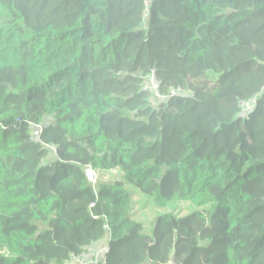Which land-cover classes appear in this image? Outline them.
I'll list each match as a JSON object with an SVG mask.
<instances>
[{
    "label": "trees",
    "instance_id": "1",
    "mask_svg": "<svg viewBox=\"0 0 264 264\" xmlns=\"http://www.w3.org/2000/svg\"><path fill=\"white\" fill-rule=\"evenodd\" d=\"M132 190L195 209L146 233ZM104 244L264 264V0H0V264Z\"/></svg>",
    "mask_w": 264,
    "mask_h": 264
},
{
    "label": "rangeland",
    "instance_id": "2",
    "mask_svg": "<svg viewBox=\"0 0 264 264\" xmlns=\"http://www.w3.org/2000/svg\"><path fill=\"white\" fill-rule=\"evenodd\" d=\"M147 86H151V92L156 97L157 100L163 101V98H160L157 92V88L151 85L148 82ZM156 86V85H155ZM34 130H39V128H34ZM55 158L54 149H50V155L47 159V162L51 161ZM95 175V181L93 184L96 183L98 179L102 181H112L116 180L119 176L117 171L111 172H92ZM131 207L132 212L131 216L132 219L140 224L143 225L144 230L146 233H150L155 220L158 215L173 212L175 214L186 215L191 210H194L195 207L189 203H184L180 201H173L167 207H161L157 204L154 200H150L147 197L143 196L141 193L132 190L131 194Z\"/></svg>",
    "mask_w": 264,
    "mask_h": 264
},
{
    "label": "built area",
    "instance_id": "3",
    "mask_svg": "<svg viewBox=\"0 0 264 264\" xmlns=\"http://www.w3.org/2000/svg\"><path fill=\"white\" fill-rule=\"evenodd\" d=\"M151 85L157 88V81L155 78L151 79ZM150 88L149 90H151ZM256 105L257 100L243 104L244 113H252L256 108ZM105 229L108 230V227L106 226ZM109 252V245L104 244L101 247L89 250L80 256L73 255L66 264H108Z\"/></svg>",
    "mask_w": 264,
    "mask_h": 264
},
{
    "label": "water",
    "instance_id": "4",
    "mask_svg": "<svg viewBox=\"0 0 264 264\" xmlns=\"http://www.w3.org/2000/svg\"><path fill=\"white\" fill-rule=\"evenodd\" d=\"M87 175H88L89 181L92 182V183H94V181H95V175L91 171H88L87 172Z\"/></svg>",
    "mask_w": 264,
    "mask_h": 264
},
{
    "label": "clouds",
    "instance_id": "5",
    "mask_svg": "<svg viewBox=\"0 0 264 264\" xmlns=\"http://www.w3.org/2000/svg\"><path fill=\"white\" fill-rule=\"evenodd\" d=\"M110 248V247H109ZM110 253V252H109Z\"/></svg>",
    "mask_w": 264,
    "mask_h": 264
}]
</instances>
